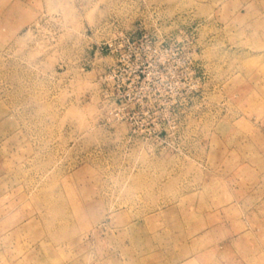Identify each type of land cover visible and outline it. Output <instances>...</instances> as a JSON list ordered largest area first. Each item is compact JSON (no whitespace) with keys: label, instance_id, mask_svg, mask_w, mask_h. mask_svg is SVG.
Segmentation results:
<instances>
[{"label":"rangeland","instance_id":"obj_1","mask_svg":"<svg viewBox=\"0 0 264 264\" xmlns=\"http://www.w3.org/2000/svg\"><path fill=\"white\" fill-rule=\"evenodd\" d=\"M0 264H264V0H0Z\"/></svg>","mask_w":264,"mask_h":264}]
</instances>
